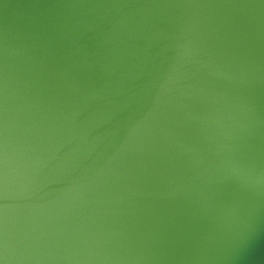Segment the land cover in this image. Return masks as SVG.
Masks as SVG:
<instances>
[{"label": "clouds", "instance_id": "obj_1", "mask_svg": "<svg viewBox=\"0 0 264 264\" xmlns=\"http://www.w3.org/2000/svg\"><path fill=\"white\" fill-rule=\"evenodd\" d=\"M264 228V0H34L0 26V264H235Z\"/></svg>", "mask_w": 264, "mask_h": 264}, {"label": "water", "instance_id": "obj_2", "mask_svg": "<svg viewBox=\"0 0 264 264\" xmlns=\"http://www.w3.org/2000/svg\"><path fill=\"white\" fill-rule=\"evenodd\" d=\"M34 0H0V26L6 18L17 17ZM235 264H264V228L252 233Z\"/></svg>", "mask_w": 264, "mask_h": 264}]
</instances>
